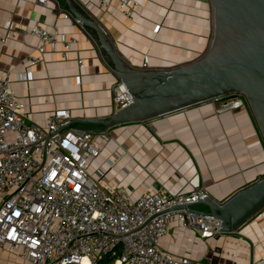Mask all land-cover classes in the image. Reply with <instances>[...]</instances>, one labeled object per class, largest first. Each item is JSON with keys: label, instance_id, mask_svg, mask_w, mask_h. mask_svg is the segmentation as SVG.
I'll return each mask as SVG.
<instances>
[{"label": "crops", "instance_id": "0c3cea01", "mask_svg": "<svg viewBox=\"0 0 264 264\" xmlns=\"http://www.w3.org/2000/svg\"><path fill=\"white\" fill-rule=\"evenodd\" d=\"M71 1L102 26L132 69L166 70L196 60L211 35L208 0H138L133 20L118 9L97 19L94 4ZM47 2L0 0V30L8 32L0 45V74L9 73L14 96L35 123L44 126L50 112L66 108L77 120L75 128L99 133L102 124L83 120L104 119L116 110L111 88L117 75L95 32L77 20L64 0ZM35 25L56 34V42L43 44L41 52L39 39L28 31ZM69 38L76 42L67 50L62 40ZM30 57L39 60L31 64ZM27 70L31 78L20 79ZM217 106L208 100L109 128L93 141L99 154L90 160L89 174L131 198L144 191L188 192L198 186L215 201H224L264 176V143L248 106ZM160 245L168 254L211 264H250L252 256L264 258V206L237 231L215 238H202L173 219ZM8 257L0 250L1 260Z\"/></svg>", "mask_w": 264, "mask_h": 264}, {"label": "built area", "instance_id": "2783aa9c", "mask_svg": "<svg viewBox=\"0 0 264 264\" xmlns=\"http://www.w3.org/2000/svg\"><path fill=\"white\" fill-rule=\"evenodd\" d=\"M87 1L97 7V19L118 9L133 20L139 5L138 0ZM37 2L48 5L47 0ZM28 31L39 39L40 52L43 44L56 42V34L40 26ZM7 38L8 32L0 30V45ZM75 42L62 40L67 50ZM38 60L29 58L31 64ZM77 67L83 68L81 59ZM30 78L29 70L20 75ZM111 91L116 109L130 102L120 80ZM212 101L219 110L247 106L242 94ZM72 120L68 109L55 108L44 126L35 123L14 96L9 73L0 74V250L9 255L0 264H99L102 259L105 264H211L168 254L160 245L173 219L202 238L223 234L217 219L171 209L208 197L207 191L196 186L188 192L144 191L131 198L107 188L88 172L90 160L99 154L93 141L105 134L75 128ZM250 264H264V258L252 256Z\"/></svg>", "mask_w": 264, "mask_h": 264}, {"label": "water", "instance_id": "95a60500", "mask_svg": "<svg viewBox=\"0 0 264 264\" xmlns=\"http://www.w3.org/2000/svg\"><path fill=\"white\" fill-rule=\"evenodd\" d=\"M64 1L77 20L95 32L99 48L131 97L107 118L83 120L102 124L99 133L122 123L145 121L204 101L242 94L264 143V0H211L213 33L206 51L171 70L128 67L102 26L78 12L71 0ZM198 206L208 209L196 210ZM263 206L264 176L222 202L208 196L171 209L217 219L220 232L233 233Z\"/></svg>", "mask_w": 264, "mask_h": 264}, {"label": "rangeland", "instance_id": "374dc122", "mask_svg": "<svg viewBox=\"0 0 264 264\" xmlns=\"http://www.w3.org/2000/svg\"><path fill=\"white\" fill-rule=\"evenodd\" d=\"M209 4H210V8H211V11H210V22H211V35H210V38H209V41H208V45L211 41V38H212V33H213V9H212V3H211V0H208ZM207 45V47H208ZM207 49V48H206ZM174 67H171V68H168L166 70H171L173 69ZM147 70H151V69H147ZM99 264H105V259H102Z\"/></svg>", "mask_w": 264, "mask_h": 264}]
</instances>
